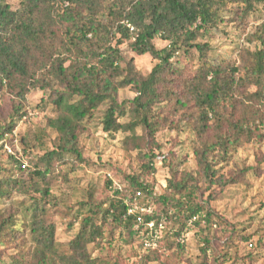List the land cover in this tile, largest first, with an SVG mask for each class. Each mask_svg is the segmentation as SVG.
<instances>
[{"label":"trees","instance_id":"trees-1","mask_svg":"<svg viewBox=\"0 0 264 264\" xmlns=\"http://www.w3.org/2000/svg\"><path fill=\"white\" fill-rule=\"evenodd\" d=\"M223 24L243 34V43L233 60L216 63L205 39ZM156 39L167 45L158 49ZM125 44L157 62L148 75L124 56ZM195 59L200 65L194 69ZM128 87L136 96L119 102V92ZM32 90L42 91V103L54 108L48 125L58 144L27 160L34 169H23L26 151L15 148L14 130L29 117L25 102ZM5 94L13 104L9 116L0 113V199L19 201L10 211L0 210V264H120L105 253L115 243L134 251L130 264H167L171 255L183 258L193 231L199 264L227 258L219 249L226 244L217 240L219 231L227 227L231 240L242 229L211 209L214 188L245 182L257 169L244 167L227 179L216 166L238 150L242 138L251 143V126L264 120V0H20L15 10L0 0V97ZM102 107L101 134H127L123 146L140 151L141 165L119 183L108 178L103 198L90 187L75 210L53 193L52 175L69 156L77 165L86 162L79 138ZM240 107L252 117H240ZM168 108L179 115L177 124L197 134L195 174L180 173L172 159L168 163L167 155L156 152L159 127L173 121L163 114ZM213 126L214 136H208ZM160 156L167 175L158 187L149 178L157 174ZM136 203L153 207L141 225L128 214ZM63 206L70 228L79 225L66 243L57 240L53 220ZM150 231L157 232L155 249L144 246ZM11 246L16 253L7 263L4 251Z\"/></svg>","mask_w":264,"mask_h":264},{"label":"rangeland","instance_id":"rangeland-1","mask_svg":"<svg viewBox=\"0 0 264 264\" xmlns=\"http://www.w3.org/2000/svg\"><path fill=\"white\" fill-rule=\"evenodd\" d=\"M8 2L14 10L20 4V0H8ZM259 15L260 13L257 12L250 19V22L255 24ZM205 41L210 43L212 49L209 59L220 63L222 60L235 58L243 43V34L238 32L233 25L223 24L213 31L212 37L205 39ZM154 43L158 49L167 45V42L161 39H156ZM121 49L125 57L134 58L136 70L143 76L148 75L157 63L148 54L136 55L126 44ZM199 63L195 59L193 63L191 62L190 67L195 69L200 65ZM135 96L134 89L128 87L119 92L118 99L119 102H122L133 99ZM44 97L45 94L40 90H32L27 95L25 106L29 117L18 121L14 130V146L17 150L26 151L22 158L31 168H33L32 164L27 161L29 158L44 155L46 151L53 149L54 145L58 144L57 132L48 125V119L55 117V111L52 106L42 103ZM11 98L9 94L0 97V113L4 118L9 116L12 111ZM105 108L102 107L96 113L97 118L94 121L85 123L86 128L80 135L79 147L86 162L77 165L69 156L67 157L68 164L57 167L56 172L52 175L54 180L53 193L61 201H66L67 206L75 207V210H77L79 202L86 200V193L90 187L97 191H95V196L103 198L102 196L107 191L106 181L108 178L119 183L124 179V175L138 171L141 165V160L138 157L140 151H126L123 146L127 134H119L115 139L107 138L101 134L97 119ZM168 109H165L163 114L173 121L167 125L163 123L159 127L155 136L158 146L156 152L167 155L168 163L172 159L175 169L180 173L195 174L197 162L194 148L198 142L197 134L189 125L182 122L177 124L179 115H174L172 108ZM238 111L240 117H252L249 108L240 107ZM123 121L128 120L124 119ZM257 124H259L257 127L251 126L254 136L252 142L244 143V138H242L243 145L241 144L238 150H232L230 157L216 166L219 169V174L225 175L227 179L238 175L239 170L244 167L257 169L255 174L253 172L247 175L246 183L229 184L222 191H219V187L214 188L213 192H217V196L216 200L211 202V209L219 213L237 230L242 229L231 240H228L227 227L219 231L217 240L220 244L226 242L219 249L223 253H228V256L227 258H220L217 264H232L234 261L235 264H264V120L262 124ZM214 129V126L211 127L208 136H214ZM139 134H141L140 131ZM129 135L131 134L129 133ZM21 138L25 139L22 146ZM4 149L7 150L6 147ZM144 152L145 150L142 153ZM20 153L23 154V151ZM162 162V156L156 159L158 172L154 177L149 178L158 187L162 185L167 175V164L162 165ZM18 199L17 196L14 199H0V210L10 211L16 203L15 201H19ZM65 211L67 209L63 206L53 216L57 225V240L62 243L70 241L79 228L78 224L73 229L70 228L68 219L65 217ZM69 219H71L70 215ZM193 233L194 231L187 236V249L183 258L178 259V256L171 255L165 259L167 264H199V245L197 237L192 236ZM243 236L250 237V240L248 242L243 241L241 238ZM4 252L6 253H4V261L10 263V255H14L16 250L11 246ZM105 253L111 255L114 260L120 261V264H128L130 259L133 260L134 251L121 243H115L111 248H105Z\"/></svg>","mask_w":264,"mask_h":264},{"label":"built area","instance_id":"built-area-1","mask_svg":"<svg viewBox=\"0 0 264 264\" xmlns=\"http://www.w3.org/2000/svg\"><path fill=\"white\" fill-rule=\"evenodd\" d=\"M6 149L8 150L9 153L14 154V150L12 147L6 145ZM159 159V158H158ZM28 166V164L26 162H23V169H26ZM153 213V207L150 205H141V204H133L130 206L129 208V215H135L136 217V221L137 224L141 225L144 222V218L143 216L147 215V214H152ZM196 220V218H195ZM154 227V222H151L149 224V228L152 230V228ZM152 232V233H151ZM150 234H147V236L144 237V246L148 249H155L158 246V243L156 241L157 239V232L154 233L153 235V231L149 232Z\"/></svg>","mask_w":264,"mask_h":264}]
</instances>
